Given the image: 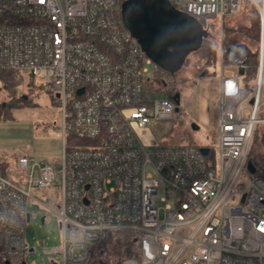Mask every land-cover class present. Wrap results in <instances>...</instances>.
<instances>
[{"label": "built area", "instance_id": "2783aa9c", "mask_svg": "<svg viewBox=\"0 0 264 264\" xmlns=\"http://www.w3.org/2000/svg\"><path fill=\"white\" fill-rule=\"evenodd\" d=\"M169 1L222 27L217 151L146 141L178 99L155 97L154 62L119 15L123 0H0V70L56 89L63 116L60 164L0 154V264H27L32 204L59 217L60 241L44 248L57 254L52 264H264V179L244 176L264 124V0ZM245 5L259 14L258 74L247 86L248 52L223 28ZM125 233L137 253L107 258L101 245Z\"/></svg>", "mask_w": 264, "mask_h": 264}, {"label": "rangeland", "instance_id": "374dc122", "mask_svg": "<svg viewBox=\"0 0 264 264\" xmlns=\"http://www.w3.org/2000/svg\"><path fill=\"white\" fill-rule=\"evenodd\" d=\"M121 13L122 11H119V15ZM254 18L259 20L256 7L251 8L245 5L240 13L227 16L224 19L225 34H227L228 27L249 26ZM211 20L209 18L208 22ZM214 22V27L212 29L209 27L207 32L218 47L222 27L218 21ZM241 34L242 32H237L236 41H248L247 37ZM257 42L258 38H252L248 43L254 48L257 46ZM200 64L199 54L190 53L183 67L167 77V87L164 86L163 90L155 93V97L163 98L167 94V89H174L179 95L176 103L178 108L175 110L173 118L155 119L147 126L143 131L146 141L160 145L197 146L204 150L213 148L217 151L219 145L218 70L214 76L206 74L203 78H197L198 80L195 81ZM23 74L26 79L20 86L0 91V101L13 100L12 102L22 106L15 110L14 119L0 121V154L11 156L32 153L39 158L60 164L63 147V116L57 102V90L51 86L37 88L34 85L35 88L32 89L27 79L29 73L24 72ZM263 131L262 127L261 132ZM72 142L73 139L70 137L69 143ZM256 147L255 143L252 153ZM244 176L249 179L250 171L246 169ZM164 195V192L160 191L154 199L161 218L164 216L166 205V201L162 200ZM29 208L31 219L26 223L25 232L27 264H52V260L56 259L57 254L46 253L44 248L47 246L50 249L60 241L62 232L59 226V217L40 204H32ZM45 215L46 219L42 222V217ZM118 245L111 242L110 247L107 248V258H118L123 255L122 246ZM31 248L34 250L29 251Z\"/></svg>", "mask_w": 264, "mask_h": 264}, {"label": "water", "instance_id": "95a60500", "mask_svg": "<svg viewBox=\"0 0 264 264\" xmlns=\"http://www.w3.org/2000/svg\"><path fill=\"white\" fill-rule=\"evenodd\" d=\"M121 11L126 27L153 62L171 73L179 70L187 56L208 36L197 18L176 8L169 0H124ZM243 71L241 67L240 72ZM175 97L179 99L178 94ZM247 168L251 173L256 171L251 161Z\"/></svg>", "mask_w": 264, "mask_h": 264}, {"label": "trees", "instance_id": "16d2710c", "mask_svg": "<svg viewBox=\"0 0 264 264\" xmlns=\"http://www.w3.org/2000/svg\"><path fill=\"white\" fill-rule=\"evenodd\" d=\"M124 1V0H123ZM198 19V21L202 24L203 28L207 30V27L209 25V22L207 21L210 16L202 15V16H194ZM215 25V22H213L210 25V28L212 29ZM237 32H242L241 35L244 37H247L248 41H236ZM226 38L231 43H239L242 45L248 52L247 60L245 61L244 71L241 73L242 78L244 80V84L247 86V82L249 80H253L257 77L258 74V67H259V57L258 52L256 48L252 47L249 42V40L256 39L259 37V20L258 18H254L251 22V25L249 26H239V27H228L226 29ZM240 35V34H239ZM199 54V62L201 63L198 66L197 74L195 75V81H197V78H203L206 74L207 75H215V73L218 70V50L216 44H214V40L211 38L210 35L205 37L202 41V44L200 47L193 51V53ZM192 53V52H191ZM188 59V56L186 60ZM185 60V62H186ZM198 64V63H197ZM154 69V77H155V83L157 86L160 87L161 90H163L167 83V77L166 72L163 71L162 68H158L155 64L153 65ZM212 71H209V70ZM171 76V75H170ZM26 79V76L23 73L11 71V70H0V91L6 90V89H13L17 86H20L22 82ZM28 83L32 86V89L35 88L33 86V80L31 75H28ZM165 86V87H164ZM11 94L10 92H8ZM174 95H177L174 89L169 88L167 89L166 96L172 97ZM12 97V96H11ZM23 100V98H21ZM57 99V98H56ZM13 100H1L0 101V121H8L11 119H14V112L16 109L21 108L20 104H16L12 102ZM57 102L59 103V100L57 99ZM264 128V124L258 125L256 128V132L254 135V139L252 142V147L249 152L248 162L251 161L256 171L254 173H251L252 176H259L264 179V131L261 132V128ZM261 132V133H260ZM255 143L257 145L256 150L254 153H252L253 145L255 147ZM262 148V151L260 152V149ZM129 233H125L121 237H119V246H122L123 254L126 256H134L137 253V243L133 242L129 238ZM109 244L108 242H104L101 247L107 249Z\"/></svg>", "mask_w": 264, "mask_h": 264}, {"label": "flooded vegetation", "instance_id": "af4514ba", "mask_svg": "<svg viewBox=\"0 0 264 264\" xmlns=\"http://www.w3.org/2000/svg\"><path fill=\"white\" fill-rule=\"evenodd\" d=\"M184 63H185V62H184ZM154 64H155L156 66H158V68H162V67H161L160 65H158L157 63L154 62ZM183 65H184V64H183ZM182 67H183V66H182ZM182 67H181V68H182ZM181 68H180V69H181ZM162 69H163V68H162ZM180 69H179V70H180ZM179 70L175 71L174 73L178 72ZM163 71L166 72V76H170V75L173 74V73H171L170 71H167V70H165V69H163Z\"/></svg>", "mask_w": 264, "mask_h": 264}, {"label": "bare ground", "instance_id": "6f19581e", "mask_svg": "<svg viewBox=\"0 0 264 264\" xmlns=\"http://www.w3.org/2000/svg\"><path fill=\"white\" fill-rule=\"evenodd\" d=\"M1 155H3V154H1ZM18 155H20V154H18Z\"/></svg>", "mask_w": 264, "mask_h": 264}, {"label": "crops", "instance_id": "0c3cea01", "mask_svg": "<svg viewBox=\"0 0 264 264\" xmlns=\"http://www.w3.org/2000/svg\"><path fill=\"white\" fill-rule=\"evenodd\" d=\"M218 79V78H217Z\"/></svg>", "mask_w": 264, "mask_h": 264}]
</instances>
